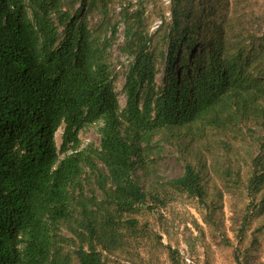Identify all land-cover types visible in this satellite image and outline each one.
<instances>
[{
  "label": "trees",
  "instance_id": "16d2710c",
  "mask_svg": "<svg viewBox=\"0 0 264 264\" xmlns=\"http://www.w3.org/2000/svg\"><path fill=\"white\" fill-rule=\"evenodd\" d=\"M77 1L83 0H0V264H105L102 252L117 245L115 213L153 210L139 174L154 151L176 153L183 172L169 183L200 201L208 171H233L238 144L226 133L243 139L253 176L257 161L264 162V33L244 46L247 39H238L225 59L217 53L190 86L181 81L157 95L147 47L129 26L120 111L105 55L78 22L84 3L70 10ZM194 33L181 30L168 51L169 70L191 48ZM96 124L99 146L77 150L79 131ZM210 129L222 153L206 170ZM85 167L95 169L99 198L83 197ZM148 170L157 177L159 169Z\"/></svg>",
  "mask_w": 264,
  "mask_h": 264
},
{
  "label": "rangeland",
  "instance_id": "374dc122",
  "mask_svg": "<svg viewBox=\"0 0 264 264\" xmlns=\"http://www.w3.org/2000/svg\"><path fill=\"white\" fill-rule=\"evenodd\" d=\"M94 1H77L70 10L84 3L78 22L86 27L93 44L105 55L103 59L109 65V79L120 111L125 108L123 88L131 60L123 51L129 26L132 32L138 33L137 44L147 47L154 68L152 88L157 95L167 85L181 81L190 86L198 79L200 69L217 53L225 59L233 53L231 45L238 39L241 42L247 39L244 46L264 33V0H104V6ZM27 12L31 14L30 7ZM174 18L179 22L177 30L173 27ZM184 27L195 31L191 48L183 50L179 63L169 70L168 51L181 37ZM97 127V124L86 126L79 131L77 150L99 146ZM62 132L63 125L55 133L57 148ZM230 134L226 136L231 143L238 144L233 147L238 146L240 153H235L228 166L233 171L231 174L222 168L208 171L202 201L169 183L183 172L176 153L165 148L163 152L149 153L147 166L139 176H145L147 183L143 187L153 210L138 206L115 213L117 245L109 252H102L105 264H264V181L258 177L259 174L264 176L261 173L264 162L257 161L253 176L252 157L247 158L243 139L237 137L236 141ZM204 136L214 143L213 152H206L205 156L204 167L208 170L210 162H214L222 150L212 139L214 130H206ZM94 164L96 168L101 167L96 160ZM148 169H159L157 177L152 179ZM94 170L85 167L80 176L83 197H100V191L95 189ZM154 187L156 190L151 191ZM130 220L135 223L131 225ZM59 233L63 238L70 237L64 229ZM64 240H59L63 247ZM73 249L74 246L63 250L71 252Z\"/></svg>",
  "mask_w": 264,
  "mask_h": 264
}]
</instances>
